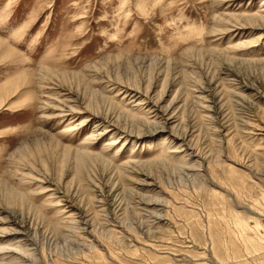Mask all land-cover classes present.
Segmentation results:
<instances>
[{"label": "rangeland", "instance_id": "1", "mask_svg": "<svg viewBox=\"0 0 264 264\" xmlns=\"http://www.w3.org/2000/svg\"><path fill=\"white\" fill-rule=\"evenodd\" d=\"M261 3L0 0V264H264Z\"/></svg>", "mask_w": 264, "mask_h": 264}, {"label": "bare ground", "instance_id": "2", "mask_svg": "<svg viewBox=\"0 0 264 264\" xmlns=\"http://www.w3.org/2000/svg\"><path fill=\"white\" fill-rule=\"evenodd\" d=\"M223 0H215V3H219V2H222ZM230 1H232V0H230ZM261 5L263 6L264 5V0H262V3H261ZM218 7V6H217ZM226 8V7H225ZM234 10V9H233ZM232 13H226V12H223V13H220V14H217V15H214V20H213V22H212V24H213V26L211 27V29H210V32L211 33H215V34H223L224 32H230L231 30H232V28H237V25L239 24V25H241L243 28H245V29H247V39H248V42H247V46L248 45H250V49L253 51V49H255V48H252V47H254L253 46V44L255 43V42H258L259 40H261V39H256V38H250L251 37V35L253 34V31H255V29H257L258 27H262V29L264 30V10H258V11H256V12H252V13H237L236 14V11L234 12V11H231ZM234 12V13H233ZM239 19V20H238ZM242 20H244L243 22H240V21H242ZM191 28V27H190ZM236 31V30H235ZM259 35H261V34H259ZM258 35V36H259ZM0 44H1V41H0ZM4 44V43H3ZM5 45H6V43H5ZM246 45V44H245ZM249 48V47H248ZM10 53H13V54H15L14 53V49H12L10 46H8V45H6V49H5V51L3 52V55H7V56H10ZM16 55V54H15ZM237 55H239V54H237ZM253 55V54H252ZM16 56H18V55H16ZM3 58V57H2ZM116 59V58H115ZM238 59V58H237ZM231 60V59H230ZM119 61V60H118ZM128 63V62H127ZM104 68V67H103ZM128 68V67H127ZM118 68L116 67V70H117ZM119 70V69H118ZM41 71V73H44V74H46V75H48L49 76V71H51V70H49V71H46V70H40ZM120 72V71H119ZM80 74V73H79ZM79 74H75V76L76 77H78L79 76ZM84 74V73H83ZM82 74V75H83ZM41 79H43L42 81H44V76H42V78ZM121 79V78H120ZM77 80H79V78H77ZM80 81V80H79ZM87 84V83H86ZM151 82H148L146 85V87H147V89H150V87H151ZM10 89V88H9ZM15 89V88H14ZM129 89V88H128ZM12 90V89H11ZM11 90H9V91H11ZM16 90V89H15ZM14 90V91H15ZM92 91V90H91ZM129 91V90H128ZM128 91H125V92H128ZM148 91V90H147ZM12 92V91H11ZM98 94L96 95L95 94V96L96 97H94V100H92V102H90L88 105H87V107L85 108V110L87 111V112H89V116L90 115H95V116H97V117H101V116H98V115H101L102 113V111H101V109H102V107H103V104H105L104 105V107L105 108H111V105H114V107H119L120 105L119 104H117L114 100H111V98L109 97H107V96H104V94H100L98 91H96ZM102 92V91H101ZM123 92V91H122ZM14 93V92H13ZM103 93V92H102ZM91 95H93V94H91ZM99 95V96H98ZM201 95V94H200ZM236 96H238V95H236ZM97 97H100V99H98ZM113 97V96H112ZM125 97V96H124ZM128 97V96H127ZM91 99H92V97H91ZM3 101L4 100H2V98L0 99V106L2 105V103H3ZM62 102V101H61ZM124 102V101H123ZM202 102V101H201ZM64 103V102H63ZM73 107V106H72ZM77 107V106H76ZM122 107H125L124 105L122 106ZM127 108V107H126ZM129 108V107H128ZM131 108H133V107H131ZM71 109H73L74 110V108H71ZM77 110V109H76ZM123 110V109H122ZM151 110V109H150ZM166 111V110H165ZM123 111H121V113H122ZM125 115H127V116H129V118H132V121H133V125H141L142 123H145V124H147V123H150V121L147 119V117H137L136 116V114L134 113V112H130V111H128L127 109L126 110H124V112H123ZM122 113V115H124ZM82 114V113H81ZM102 115H104V114H102ZM87 116V115H86ZM206 116V115H205ZM106 117V116H105ZM128 118V119H129ZM205 118V117H204ZM85 119V118H84ZM83 123V120H81L80 121V123H78L75 127H79L81 124ZM97 124L95 125V127H97V126H99L100 124H98L99 122L97 121L96 122ZM70 125L68 124L67 126H66V129L64 130L65 132H63L62 134H61V136H64L67 132H69L70 130H71V128L69 127ZM126 126V125H125ZM146 126H148V125H146ZM251 126V125H250ZM72 127V126H71ZM106 128V127H105ZM103 132V131H102ZM237 132V131H236ZM52 135V134H51ZM50 135V137H52ZM100 135V134H99ZM92 136V135H91ZM95 136H93V138H94ZM138 137V136H137ZM53 139H55L54 141H56V144L55 145H57V146H60V145H62L61 147L63 148V150L66 152V151H69L70 150V146H67V145H63L62 144V142L59 140V139H56V138H54V137H52ZM92 137H91V139H86L87 141H86V143L85 142H83L82 143V146L80 147V148H77V149H79V150H77V151H75L74 153H76V157H77V161L80 163L81 161H82V159L85 161V159H89V158H91V159H96V160H98V159H100L101 161H103V162H105V163H109V161L106 159H103V158H105V154H103V153H106V150L105 149H107V148H103L100 152H96V153H93L90 149H89V147H88V145H86L87 144V142H88V144H89V142H90V140H92L93 139ZM181 141V140H180ZM238 147V146H237ZM76 150V149H75ZM129 151V150H128ZM62 152V151H61ZM134 152V147L132 146L131 147V150L128 152L129 154H128V158L129 159H133V156L131 155L132 153ZM66 154V153H65ZM166 154V153H165ZM168 154H170V153H168ZM168 154H166V156H168ZM40 159V158H39ZM38 159V160H39ZM157 160H159V159H157ZM99 161V160H98ZM156 161V160H155ZM100 162V161H99ZM120 163V162H119ZM147 163V162H146ZM102 165V164H101ZM103 166V165H102ZM106 166V165H105ZM124 166V165H123ZM131 167H132V165H130ZM105 168V167H104ZM108 168V167H107ZM125 169L126 168H119L118 167V173H120V174H123V173H125L124 171H125ZM124 170V171H123ZM25 175H27V174H25ZM29 175V174H28ZM27 175V176H28ZM244 221V220H243ZM238 223V225L241 227V228H243V229H246L245 228V225H244V223L243 222H237ZM246 224V223H245ZM22 262V261H21Z\"/></svg>", "mask_w": 264, "mask_h": 264}]
</instances>
